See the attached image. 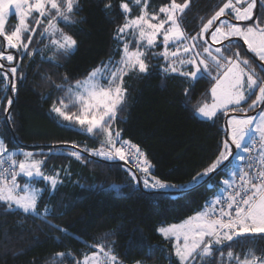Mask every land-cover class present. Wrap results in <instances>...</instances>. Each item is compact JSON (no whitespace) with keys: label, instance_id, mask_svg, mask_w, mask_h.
<instances>
[{"label":"snow or ice","instance_id":"snow-or-ice-1","mask_svg":"<svg viewBox=\"0 0 264 264\" xmlns=\"http://www.w3.org/2000/svg\"><path fill=\"white\" fill-rule=\"evenodd\" d=\"M189 4L190 0L183 3L168 0L158 10L149 11L150 0H119L118 5L105 0L103 11L107 16L115 13L123 17V23L112 34L116 47L109 58L83 79L70 81L65 73L61 82L56 83L47 77L50 88L60 93L48 110V118L58 127L99 140V146L81 149L75 143L61 142L49 145L48 152L34 153L9 149L0 138V209L5 214L19 213L39 219L50 230L60 233L53 237L57 243L63 242L61 236L76 239L48 219L59 214L53 207L48 204L43 209L39 207L44 193L50 199L62 186L61 172L65 177L71 173L61 169L48 175L44 168L47 159L54 155L83 163L95 158V162L115 165L130 177L126 184H111L108 190L119 191L122 187L150 190L170 200H179L202 185L206 191L214 192L184 221L157 229L170 244L172 251L166 255L169 264H264V251L257 255L255 247L257 240H264V77L249 66V59L241 58L239 51H232L233 45L241 49L246 45L247 51L259 61L256 67L264 73V0H223L218 11L192 36L181 27ZM257 7L259 11L254 12ZM134 9H139L135 15ZM81 11V0H0V37L5 42L0 47V93L7 95L9 89L13 93L2 109L3 123L12 122L11 106L18 83L26 78L23 72L16 75L19 61L13 64L15 56L9 50H15L20 58H32L39 50L29 51L33 40L38 38L42 42L46 38L49 43L45 47L53 50V54L41 56L42 61L62 67L57 57L70 56L78 47L77 40L64 29L79 23L76 14ZM10 18L17 22L8 32ZM158 48L161 51H156ZM160 59L164 63L159 65V74L165 79L176 76L191 81L192 87L202 79L211 84L202 94L203 102L198 101L191 110L193 118L215 123L221 113L225 117L224 138L217 143L215 159L182 183L154 175L155 165L147 153L131 140L123 139L122 129L114 128L117 123L126 122V117L120 116L127 104L125 77L132 73L151 74L156 65L150 60ZM190 91L185 89V96ZM253 95L251 104L242 107ZM51 96L49 92L41 98L47 100ZM249 112L252 114L248 115ZM20 156L23 159H18ZM221 172L224 178L215 181L214 176ZM78 242L90 251L81 249L79 256L70 249L58 251L46 258V264H123L112 247L114 241ZM247 242H252L253 247L234 251L237 244ZM224 249H228L226 254Z\"/></svg>","mask_w":264,"mask_h":264},{"label":"trees","instance_id":"trees-1","mask_svg":"<svg viewBox=\"0 0 264 264\" xmlns=\"http://www.w3.org/2000/svg\"><path fill=\"white\" fill-rule=\"evenodd\" d=\"M104 2L81 0L82 11L76 14L79 23L64 29L77 40L78 47L70 56L57 57L62 67L56 68L52 63L42 61L41 56L53 54V50L45 47L49 43L46 38L42 42L38 38L33 40L29 51L32 48L39 50L32 58H20L15 50H9L15 56L13 64L19 61L16 75L21 72L26 74V78L18 83V92L11 106L13 119L10 124L2 122V109L13 93L10 89L7 95L0 93V138L9 149L48 152L49 145L61 142L75 143L81 149L99 146V140L93 141L87 135L58 127L48 118V110L60 93L50 88L47 77H52L56 83L61 82L60 77L65 73L70 81L83 79L102 60L109 58L116 47L112 34L117 25L123 23V17L115 13L107 16L103 11ZM113 2L119 4V0ZM167 2L150 0L149 11L158 10L161 4ZM178 2L183 3L184 0ZM222 3L223 0H190L181 27L189 36L196 35L202 23L207 22ZM138 11L134 9L133 15ZM16 22L15 18L8 19L6 30L11 32ZM60 27L64 26L61 24ZM4 43L3 37H0V47ZM232 51H239L240 57H248L257 73L264 77V73L256 67L258 59L245 46L241 49L233 45ZM115 58H119V54ZM3 63L5 68L10 66L6 60ZM150 72L149 75L132 73L125 77L127 104L120 116L126 117V122L117 123L114 127L123 130V139L131 140L147 153L155 165L154 175L172 183H182L215 159L213 153L217 150V143L224 138L225 117L221 113L220 118L212 123L192 116L191 110L198 105V101L203 102L202 94L211 87L207 79L192 87L191 81L176 76L163 78L157 65ZM185 89H191L189 96H185ZM49 92L52 93L51 98H41ZM83 155L88 156L87 153ZM36 158L43 159L40 156ZM61 169H67L70 177L61 172L62 186L50 199L48 193H44L39 207L43 209L45 204L53 207L59 214L48 219L67 229L76 239L61 236L63 242L57 243L53 237L60 233L50 230L39 219L19 213L5 214L0 209V264H46V258L58 251L70 249L78 256L81 249L90 251L78 241L89 244L101 241L112 244L114 241L112 247L123 263L169 264L166 255L172 250L157 232L158 227L184 221L201 208L206 198L214 195L203 185L179 200L158 197L150 190L132 191L128 187L119 191L108 190L111 184H126L130 180L127 172L107 162H95V158H89L87 163L66 156L54 155L47 159L45 174L51 175ZM223 178V172L214 176L215 181ZM39 185L43 187V184ZM101 185L104 187H99ZM251 247L252 242L237 244L234 251ZM255 247L257 255H260L264 251V240H257ZM227 251L224 249L225 254Z\"/></svg>","mask_w":264,"mask_h":264},{"label":"rangeland","instance_id":"rangeland-1","mask_svg":"<svg viewBox=\"0 0 264 264\" xmlns=\"http://www.w3.org/2000/svg\"><path fill=\"white\" fill-rule=\"evenodd\" d=\"M254 12H255V9H254ZM245 48H246V50H247V46L245 45ZM156 51H161V49H156ZM250 53V52H249ZM252 54V53H251ZM241 58H246V59H249L248 57H241ZM115 59H119V58H115ZM153 64H156L158 67H159V65H161V64H163L164 63V61L162 60V59H160V60H150ZM249 61H250V59H249ZM251 68H254L253 67V64H252V62L250 61V65H249ZM255 69V68H254ZM185 70H189V69H185ZM256 70V72H257V69H255ZM259 74V73H258ZM257 92H258V90H257ZM255 99V95L254 96H252L249 100H248V103L246 104V107H244V108H247L248 107V105L249 104H251V102H252V100H254ZM211 102V101H210ZM209 102V103H210ZM252 114V112H249L248 113V115H251ZM231 115V114H230ZM241 115H244L243 113H241ZM115 128V127H114ZM16 149H21V150H23V151H31V150H25V149H22V148H16ZM31 152H33V151H31ZM36 158V157H35ZM18 159H23V157L22 156H20V157H18ZM24 181L23 180H20V183H23ZM37 187H41L39 184H37L36 185ZM180 223V222H179ZM172 224H178V223H172ZM168 225H171V224H168ZM168 225H162V226H159L158 228H160V227H164V226H168ZM123 264H136V262H134V263H123ZM141 264H145V263H142L141 262Z\"/></svg>","mask_w":264,"mask_h":264},{"label":"water","instance_id":"water-1","mask_svg":"<svg viewBox=\"0 0 264 264\" xmlns=\"http://www.w3.org/2000/svg\"><path fill=\"white\" fill-rule=\"evenodd\" d=\"M255 12H258V7H257V9H255Z\"/></svg>","mask_w":264,"mask_h":264}]
</instances>
